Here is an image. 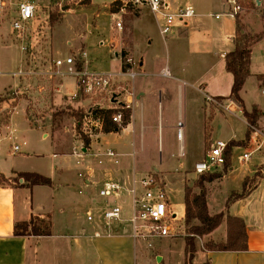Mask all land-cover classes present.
Listing matches in <instances>:
<instances>
[{"label": "crops", "instance_id": "0c3cea01", "mask_svg": "<svg viewBox=\"0 0 264 264\" xmlns=\"http://www.w3.org/2000/svg\"><path fill=\"white\" fill-rule=\"evenodd\" d=\"M181 1L193 5L197 14L188 27L180 29L178 36H163L154 16L148 10L136 11L138 15L126 12L130 13L128 17L131 19L127 32L123 30L119 43L125 55L132 56L139 62L140 71L131 84L135 97L125 94L122 96V102L130 106L131 119L120 131H104L88 145L77 132L76 118H70L68 121L65 116L64 120H57V114L54 112L59 106L85 108L89 101L72 99L77 90L74 77L50 78L45 72L52 60L78 55L81 51L86 53V56L79 59L81 68L93 71L90 70L91 61L88 60L84 42V39L88 41L96 28L89 19L84 16L72 25L71 39L65 42L68 46L66 55L60 54L51 37L49 59H45V63L39 62L41 66L35 74L16 78L13 73L17 71L11 72L15 80L4 85L0 95L6 89L17 94L24 90H33L30 86L31 79H37L35 81L38 82L45 79L49 83L52 82L50 91L53 107L42 117V121L39 119L37 124H32L26 116V104L22 101L13 104L6 133L4 136L0 135L3 142V153L0 156V176L3 178L0 183V264H147L152 254L164 261L163 252L178 245L175 243H181L179 246L184 248L183 257L178 264L186 263L185 239H171L166 245L162 244V240H155L153 248L149 249L146 242L133 238L126 223L114 224L110 228L96 226L102 236L94 237V226L86 217L88 210H96L102 201L98 196L101 183L109 178L117 179L129 170L141 174L152 170L160 172L167 182L169 196L175 186L181 185L185 197L186 180L192 174L195 164L204 158L213 129L212 119L221 112L214 109L206 100V96L229 101L228 112L238 117L239 111L248 125L244 108L229 97L234 78L226 69V55L235 48L236 16L228 13L226 0H201L198 4ZM262 3L263 0H260L257 5ZM17 4L18 2L15 7ZM2 8L0 10H4L5 6ZM74 12V8L67 10L54 27ZM0 13L1 19L5 15ZM239 16L252 33L264 30L260 13L252 11ZM85 29L89 33L85 32ZM22 55L26 67L30 65L34 69L37 68V59L30 62L25 60L24 54ZM122 65L123 60L115 51L111 54L110 69L106 72H120ZM164 68L169 69L170 76L162 74ZM263 76L264 38L252 47L250 75L240 92L246 109L251 110L256 105L261 110L258 119L260 131L264 130ZM71 79L75 81L73 91H69ZM38 88L34 89V93L45 87L39 85ZM8 96L11 97L10 94ZM179 122H182L184 132L180 138L177 136ZM161 128L167 132L170 146L168 154L161 164L152 169H143L138 163V158L146 154L149 138L153 141L158 138V142L160 141ZM192 129L197 130V137L191 136ZM34 131L39 133L40 138L30 140L29 134ZM175 132L179 140L176 150L171 145ZM194 138H197L203 147L200 158L196 161L193 158ZM244 140L246 139H232L230 142ZM46 141H49V144L44 146ZM13 144H21V151L14 153ZM111 150L114 155L109 154ZM252 157L247 162L239 159L241 168L236 167L231 159L227 169L210 173L219 175L218 178L206 182L210 214L224 211L226 214L243 218L248 232V250L205 249L207 240L226 241L227 225L223 222L212 233L198 237L193 264H264V156L259 158L260 163L255 167L248 165ZM175 158L178 160L173 161ZM259 170L261 176L251 187L247 185V194L238 199H231L234 193L243 192L245 179L253 178ZM20 172L44 175L51 179V185L31 187L24 178H20L18 184L15 178ZM76 185L79 186L78 194L61 195L60 201H56L55 195L44 205H35L33 197L29 199L30 193L40 189V186H48L57 193L61 189ZM94 200H97L98 204ZM32 219L42 227L46 225L49 235H34L30 232L25 235L15 234L17 224L30 222ZM83 229L88 231L86 235L81 234Z\"/></svg>", "mask_w": 264, "mask_h": 264}, {"label": "built area", "instance_id": "2783aa9c", "mask_svg": "<svg viewBox=\"0 0 264 264\" xmlns=\"http://www.w3.org/2000/svg\"><path fill=\"white\" fill-rule=\"evenodd\" d=\"M255 3L260 0H254ZM229 5L228 13L237 16L243 12L239 0H226ZM118 11L112 12L113 29L123 31V13L129 9L133 11L148 10L154 16L161 33L165 37L178 36L180 29L188 27L192 18L197 14L196 8L182 2L181 0H114ZM6 6L5 0H0V8ZM37 3L35 0H21L16 5L14 17L11 21L12 33L16 36L22 53L28 50V33L35 26ZM114 42L113 49L121 56V45ZM120 47V48H118ZM114 51V52H115ZM86 56L84 51L78 55H69L51 61L45 74L50 78H62L72 76L76 80V92L72 95L73 100H88L83 115L77 127L79 136L86 137L90 142L100 133L104 132L105 113L112 111V122L118 127H123L125 110L129 105L122 102V96L135 97L131 84L140 74L139 62L132 56H121L123 60L120 72H96L81 68L80 57ZM27 60V58H25ZM33 59H29L31 62ZM38 69L30 65L20 68L13 73V77L24 78L29 74H35ZM41 72V71H40ZM43 73V72H42ZM162 74L170 76L168 68H164ZM206 100L213 106L222 105L226 111L229 110L230 102L206 96ZM178 134L182 136V122L178 123ZM264 144V134L252 126L249 145L240 155V160L247 162L252 155L259 151ZM229 142L222 139L215 140L209 146L202 160L194 167V173L203 175L223 170L227 161V150ZM85 150H87L85 148ZM12 151H21V144H13ZM84 152V151H83ZM3 153V142L0 138V156ZM85 153V152H84ZM110 155L114 152L109 151ZM232 157V152H231ZM155 173L141 174L135 170H129L117 179H106L99 186L98 196L102 199L96 210H88L86 217L88 222L94 226L93 236L100 237L102 232L95 227L102 225L106 228L114 224L126 223L130 228L133 238L149 242L151 238H171L180 233L181 223L184 219L178 217L166 185L158 179ZM97 203V200H94ZM98 204V203H97ZM180 227V228H179ZM88 231L83 229L81 234L86 235ZM151 245V244H149Z\"/></svg>", "mask_w": 264, "mask_h": 264}, {"label": "rangeland", "instance_id": "374dc122", "mask_svg": "<svg viewBox=\"0 0 264 264\" xmlns=\"http://www.w3.org/2000/svg\"><path fill=\"white\" fill-rule=\"evenodd\" d=\"M19 1L21 0H6L7 5L5 6V8L3 7L4 10H0V12L4 13L5 15L3 18L0 19V93L4 85H6L7 83H12L15 80L11 75L12 71H17L21 66L22 68H26L23 62V55H22L23 53L18 44L19 42L17 41L16 36L12 33V30H10L11 21L14 17V14H12V12L15 11L16 9L15 3ZM35 1L37 3L36 17L34 23L35 26L28 33V38H27L28 41L26 43L28 46V50L24 56L25 58H27V60L33 59V61H35V59H37L36 69L40 68L41 66L39 65L40 61L45 63V59H49L48 52L51 48V37H53L54 45L57 47V50L58 51L60 50V54L62 56L66 55V53L68 52V46L65 44V42L68 39H71L70 32L71 30H73L72 25L77 20L83 18L84 16L90 20V23L92 25L96 27L93 30L92 35H90L88 41L87 40L85 41L84 39V42L86 44V50L88 52V60L91 61L90 70L96 72H106L108 71V69H110L111 54L114 53L115 51V49H113L112 46L114 42L118 43L119 41H121L123 36V31H120L118 29H113L114 23L112 20V15L110 13L118 11L117 3H114V0H92V2H90L91 0H35ZM239 1L243 7V12L239 13V15L245 12L256 11L260 13L262 20V16L264 14L263 13L264 3L258 6L254 0H239ZM186 2L198 4L199 2H201V0H186ZM80 4L81 5L85 4V6L83 5L78 6ZM71 8L75 9L74 14L67 15V17H65L64 20L60 22V24L54 27V25L63 18V14ZM127 12L136 14V11H133L132 9H129ZM129 14L130 13L122 14L124 20L125 32H127L129 20L131 19L128 17ZM152 21L155 24V21L153 19ZM243 24L245 25L246 29L250 31L247 25L245 23ZM52 32H53V36H52ZM81 32H83V30ZM85 32L89 33V31L86 29ZM77 42L78 40H76V43ZM74 50H76V48H74ZM124 55L125 54L122 49L121 56ZM35 80L37 79L30 80V86L31 89L33 90L30 91L24 90L22 91L21 94L20 93L17 94L14 93V91H8V89H6V91L0 95V135L4 136L6 133V126L11 118V112L13 111L12 109L13 104H17L20 101L26 104V109H27L26 116L29 118L32 124H37L39 119H41L42 121V117H45L46 114L50 112V110L52 109L53 107L51 105L52 91H50L51 89L50 85L52 84V82L50 81L51 83H49V81H46L45 79H43V82L41 81L38 82ZM39 85H43L45 88L39 91L38 93H34L35 92L34 89L36 90L39 87ZM74 85H75V81L73 79L69 80V91H73ZM8 94H10L11 97H9ZM255 96H257L256 92H255ZM227 103L229 102L224 101L223 104L225 105ZM214 109L221 112H218L212 119L211 125L213 129L210 134L211 142L210 141L209 143L207 142L206 152L208 151L210 144L215 140L222 139L226 142H230L232 139L238 140L244 138L246 140L241 141L239 145L231 146L232 142L229 143L230 159H232L236 167L241 168L242 164L241 161L239 160L240 155L244 153L245 148H247L249 145L252 127H250L243 121L242 115L239 113V111H237V115H238L237 117L233 113L224 110L222 108V105L221 106L214 105ZM84 110L85 108L75 109L71 105H68L65 107L64 106L57 107L54 113L57 114L56 117L57 120H64V117L66 116V119L69 121L70 118L71 119L74 118L75 120V118H77L79 114ZM255 128L261 129L260 124L257 123ZM249 129H250L249 136L247 137V133ZM196 132L197 130L195 129L190 130L191 136L197 137L198 134ZM261 132L264 134V130ZM29 138L30 140H37L38 138H40V135L39 133H36L34 131L29 134ZM21 139L22 138H20V141ZM156 139L157 141H153L152 138L148 139L146 144V148H147L146 154H142L138 158V163L141 167H143V169L148 167L152 169L154 166L161 164L162 162H164L165 157L168 154V148L170 146L167 141L168 137L166 130L165 129L163 130L161 128L160 141L158 142V138ZM171 139H172L171 145L173 149L176 150L179 144V140L176 137V132H175V137L173 136V138ZM192 140L193 142H195L194 144L195 151L193 153V158L196 161V159L200 158L199 155L202 153L203 147H202V143H199L197 138H194ZM47 144H49V141H46L43 145L46 146ZM237 146H242V147H237ZM231 152H232V157H231ZM252 156L253 157L251 161L248 163V165H250L251 167H255L260 163L259 158L261 156H264V144L261 147V149L255 152ZM177 160L178 159L175 158L173 161H177ZM225 169L227 168H224L223 170ZM150 173H155V172L152 170ZM158 173H159L157 174L158 179L161 180L167 187V182L164 179L163 175L160 172ZM259 174H261L260 170L254 174L253 178H249V181L247 182V185L249 187L254 185V183L257 180H259V177H257ZM204 175L207 176V175H216V174L206 173ZM201 176L203 175L195 174L192 171V174H190L189 178H187L184 187L188 186L190 187V189H192L193 193H199L200 188L198 187L197 184L201 182L200 179ZM15 179L19 184L20 177L18 176ZM2 182H3V178L0 176V183ZM206 182L207 181H205L203 184L207 191ZM39 188L40 189H36L34 193H30L29 196L30 200L33 197V201L35 202V205H38L40 203L42 205L47 204L53 195L56 196V201H60L61 195H67L69 193L78 194L79 192L78 185L71 186L69 189H61L60 192L57 193H54L53 189L51 190V188H49L48 186H40ZM170 198L175 211L178 213V217L181 220L184 219L185 206H184L183 189L181 185H177L174 187V191L172 192ZM24 199H25V195H24ZM180 226L182 227L180 233L175 237L151 238L149 242H146L144 240L143 241L146 242V245H148L149 249H152L153 242L155 240H162V244L164 245H166L167 241H172L171 239L182 238L186 240V238L189 236V231L185 219ZM197 239L198 237H196V240ZM221 240L222 239H217V241L215 240H210V241H214L217 243L225 242ZM207 242L209 241L208 240L205 241V244ZM175 244L178 245H174L168 248L170 251L163 252L165 253L164 261L159 260L158 257H155V254H152V258L147 264H178L180 258L183 257L184 248L182 245L179 246V244L181 243H175Z\"/></svg>", "mask_w": 264, "mask_h": 264}, {"label": "trees", "instance_id": "16d2710c", "mask_svg": "<svg viewBox=\"0 0 264 264\" xmlns=\"http://www.w3.org/2000/svg\"><path fill=\"white\" fill-rule=\"evenodd\" d=\"M264 3V2H263ZM264 9V6H263ZM264 13V12H263ZM264 23V14L262 16ZM52 21V19H51ZM54 21V19H53ZM236 34L234 37L235 48L233 51L229 52L226 55V69L233 74V85L231 95L229 96L235 103L244 108V116L247 120V123L250 127L257 125L258 119L261 114V110L258 106H253L251 110L246 109L244 101L240 95V92L250 75V65H251V53L252 47L257 42L261 41L264 38V30L260 33H252L248 31L245 25L242 23L240 16H236ZM264 77V76H263ZM261 77V78H263ZM112 111L107 110L105 113V132L111 131H120L125 127L131 119V110H125V116L123 121V127H118V125L112 122L111 116ZM83 112L79 114L76 118L77 121H80ZM79 127V123L77 124ZM249 131L247 137L249 136ZM83 140L86 145L90 143V139L83 137ZM241 141H233L231 146L239 145ZM230 143V142H229ZM230 144L227 150V161L225 168H228L230 165ZM20 178H24L28 182L29 186L34 185H51V179L41 175L36 172H20L18 174ZM259 174L257 177H260ZM219 175H207L201 176V182L198 185L200 188L199 193H193L190 187H185V221L188 227L189 236L186 238V263L193 264L192 260L194 259L197 252L196 237H203L212 233L216 230L223 222H226L227 225V239L225 242H214L209 241L205 244V249L209 251H246L249 248L248 245V232L247 226L243 218L238 216H233L226 214L222 211L216 214H210L207 204V191L204 187V182H210L218 178ZM249 178L247 177L244 181L243 192L241 194L234 193L231 196V199H238L245 196L248 192L247 182ZM32 233L34 235H49L48 227L41 226L34 222L32 219L30 222H22L17 224L15 229L16 235H25L26 233ZM203 264H209L205 262Z\"/></svg>", "mask_w": 264, "mask_h": 264}, {"label": "bare ground", "instance_id": "6f19581e", "mask_svg": "<svg viewBox=\"0 0 264 264\" xmlns=\"http://www.w3.org/2000/svg\"><path fill=\"white\" fill-rule=\"evenodd\" d=\"M177 136H178V138H180V137H182V136H183V134H182V136H179V134H177Z\"/></svg>", "mask_w": 264, "mask_h": 264}]
</instances>
